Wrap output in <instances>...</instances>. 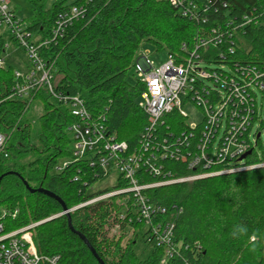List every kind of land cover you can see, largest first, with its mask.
<instances>
[{
  "label": "trees",
  "instance_id": "obj_1",
  "mask_svg": "<svg viewBox=\"0 0 264 264\" xmlns=\"http://www.w3.org/2000/svg\"><path fill=\"white\" fill-rule=\"evenodd\" d=\"M66 1L47 9L46 0H30V30L51 38L59 13L84 6L85 18L68 27L42 54L55 62V74L62 76L56 91L80 96L92 117H104L109 133L128 144L129 153L140 148L149 124L139 107L145 86L136 74L137 81L130 82L144 44L167 51L179 62L195 58L196 51L204 68L216 67L210 70L222 66L234 70L236 65L264 67V0H78L71 6ZM236 35L249 44L248 50L238 46ZM217 37L221 44L201 45L203 40ZM2 52L0 41V56ZM13 84V70L0 69V99L9 94ZM34 100L43 104L35 137L27 118L32 104L4 99L0 105V131L8 136L9 153L8 159H0V177L5 175L0 184V209L10 212L4 220L7 230L42 222L33 230L41 254L60 256L64 264H99L69 228L68 218L60 216L62 206L42 193H31L26 182L32 189L43 188L64 201L74 229L86 237L106 264H160L162 248L154 247L145 261L134 251L144 224L129 222L133 202L127 201V195L87 204L111 193L90 192L107 177L94 163L97 159L72 160L57 171L60 161L72 158L69 127L77 119L68 104L54 101L46 91L37 93ZM158 128L157 135L165 138L171 134L184 138L191 132L188 120L177 113L166 116ZM200 138L198 128L195 139ZM258 162L255 156L248 158L250 164ZM163 163L175 178L192 174L183 161ZM143 178L146 183L159 180L150 173ZM126 186L119 180L117 190ZM146 194L153 203L168 208L164 219L173 215L174 206L182 210L175 236L182 244L179 259L186 264H264V168L162 186ZM241 224L247 226V234L234 238L233 228Z\"/></svg>",
  "mask_w": 264,
  "mask_h": 264
},
{
  "label": "built area",
  "instance_id": "obj_2",
  "mask_svg": "<svg viewBox=\"0 0 264 264\" xmlns=\"http://www.w3.org/2000/svg\"><path fill=\"white\" fill-rule=\"evenodd\" d=\"M177 3V0H173ZM84 6H73L58 14L52 37L45 38L43 33L36 34L30 30V24L20 19L11 7V0H0V41L3 42V52L11 47L9 40L18 45L26 53L28 63L24 71H14L6 67V62L0 56V69L13 70L14 84L9 94L0 99L21 100L29 103L35 101V96L46 91L56 102L70 106L71 114L77 121L69 127L73 139L72 158L65 161L57 171L65 169L72 160L88 158L97 159L106 176L118 175L120 182L127 184L109 194L100 196L87 204L107 200L117 195H127L128 202H133L132 218L148 227L146 240L155 242L157 248L163 249L160 264H186L181 261L182 244L175 236L176 220L182 213L178 207H173V215L167 216L168 208L153 203L146 191L176 183L193 182L213 176L229 173L250 171L264 168V146L262 134L264 121L260 120L257 91L264 94V67H245L236 65L234 70L222 66L220 70L204 68L200 55L179 62L176 58L159 68L153 66L149 58H142L136 65L137 79L145 86L141 94L139 107L148 116V126L142 134L140 148L129 153V146L124 141H118L108 131L104 117L94 118L88 111L80 96H65L56 91L54 79L55 62L48 61L43 56V50L54 40L62 37L67 28L85 18ZM247 21V17L245 18ZM247 23H250L248 21ZM3 29V30H1ZM237 36V35H236ZM238 46L245 48V42L237 36ZM221 38L203 40L201 45L209 47L221 44ZM230 53H234L231 48ZM197 86H201L197 89ZM218 95V99H214ZM194 105L201 111L202 121L191 124L188 136L162 137L157 130L166 116L177 113L189 119L187 107ZM260 120V126L253 132L254 125ZM201 128V138L195 139V132ZM155 138V139H154ZM8 136L0 131V159L9 158L6 151ZM261 148L262 152H258ZM248 155L242 160V157ZM257 157L256 164L248 163V158ZM183 161L192 172L191 175L175 178L165 167L164 160ZM145 173L154 175L158 181L146 183ZM17 212L13 215L15 216ZM10 215L6 209H0V264H64L60 256L41 254L33 239V230L41 223H34L25 228L8 231L5 219ZM126 215L122 219H126ZM135 231H133V234Z\"/></svg>",
  "mask_w": 264,
  "mask_h": 264
},
{
  "label": "rangeland",
  "instance_id": "obj_3",
  "mask_svg": "<svg viewBox=\"0 0 264 264\" xmlns=\"http://www.w3.org/2000/svg\"><path fill=\"white\" fill-rule=\"evenodd\" d=\"M64 0H46V8L51 9L54 4L58 2H63ZM78 0H67L66 4L71 6ZM11 7L17 14V16L20 19H24L26 23L30 24L33 17V9L30 3V0H11ZM3 30V29H1ZM9 35H7L6 43L11 44V47L6 50V53H2V58L6 62V67H11L14 71H20L23 72L24 64L21 62V60L27 64V56L23 49L19 48L17 44L11 42L9 40ZM243 45L245 48H249V44L246 42H243ZM142 61L145 60V58H149L153 62V66L155 68H159L163 66L165 63L169 62L171 60L170 55L167 51H157L156 47L153 44L146 43L142 46V53H141ZM210 69H216L215 66H210ZM136 69H134L131 72L130 82L134 83L137 81L135 79ZM62 79V76L60 74H55L54 79V86L57 87ZM257 101H258V109L261 112L260 120L264 121V94L260 91H257ZM141 102V99H139V103ZM186 112L189 115L188 121L191 124H199L202 121V114L201 111L196 108L194 105H190L187 107ZM43 114V104L36 100L31 105L28 113L27 118L32 122L33 125V137L36 136V134L39 131V118ZM260 120L257 121L254 125L253 132H256V130L260 126ZM264 125V124H263ZM262 145L264 146V133L262 134ZM258 152H262V149L259 148ZM67 161V160H66ZM65 160L60 161V164H63ZM117 178L118 175L116 173L111 174L110 176H107L106 178L100 180L97 182L90 190L91 193H96L99 191H116L117 190ZM148 227H143L141 231H138V238L136 239V244L134 247V251L141 261L147 260L154 249L155 242L148 243L145 238L143 237V234L147 232Z\"/></svg>",
  "mask_w": 264,
  "mask_h": 264
},
{
  "label": "water",
  "instance_id": "obj_4",
  "mask_svg": "<svg viewBox=\"0 0 264 264\" xmlns=\"http://www.w3.org/2000/svg\"><path fill=\"white\" fill-rule=\"evenodd\" d=\"M248 155H250V153H248L247 155H245L244 157H242V160L245 159ZM5 176V175H4ZM4 176L0 177V184H1V181L2 179L4 178ZM25 186L26 188L28 189V191H30L31 193H36V192H39V193H42L52 199H54L55 201H57L63 208V214L60 215V216H66L68 218V223H69V228L73 231V233L77 234L80 239L85 243V245L88 247V249L90 250V252L93 254V256L95 257V259L98 261L99 264H106L101 258L100 256L98 255V253L95 251V249L92 247V245L89 243V241L86 239V237L84 235H82L81 233L77 232L73 225H72V219H71V212L68 210L67 206L65 205L64 201L59 198L58 196H56L54 193L50 192V191H47L43 188H39V189H32L28 183L25 182ZM59 216L57 217H54L52 219H55V218H58ZM50 219V220H52ZM50 220H47V221H50ZM45 221V222H47ZM43 222V223H45Z\"/></svg>",
  "mask_w": 264,
  "mask_h": 264
},
{
  "label": "clouds",
  "instance_id": "obj_5",
  "mask_svg": "<svg viewBox=\"0 0 264 264\" xmlns=\"http://www.w3.org/2000/svg\"><path fill=\"white\" fill-rule=\"evenodd\" d=\"M247 226L246 225H236L234 226L233 228V231L231 233V235L236 238V237H239V236H242V235H245L247 234Z\"/></svg>",
  "mask_w": 264,
  "mask_h": 264
}]
</instances>
